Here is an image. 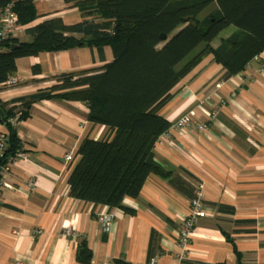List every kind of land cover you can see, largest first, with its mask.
<instances>
[{"label": "crops", "instance_id": "1", "mask_svg": "<svg viewBox=\"0 0 264 264\" xmlns=\"http://www.w3.org/2000/svg\"><path fill=\"white\" fill-rule=\"evenodd\" d=\"M32 2L36 20L18 25L14 38L20 42H29L26 29L42 21L58 18L71 26L83 20L64 0ZM112 59L109 47L80 46L17 59L18 85H1L0 101L49 88L64 74L99 72ZM261 67L263 61H252L240 74L226 77L209 55L170 92L158 114L172 125L190 113L207 130L171 128L160 138L154 159L169 175H150L137 198H125L130 213L69 196L74 163L66 164L64 156L75 154L84 138L100 139L105 133L87 121V106L62 101L32 105L28 118L16 125L24 157L2 173L7 187L0 185V264H81V244L90 253V264H264ZM5 132L0 124V134ZM199 186L205 217L196 221L182 248L180 227ZM104 215L112 218L107 228L100 223Z\"/></svg>", "mask_w": 264, "mask_h": 264}, {"label": "trees", "instance_id": "2", "mask_svg": "<svg viewBox=\"0 0 264 264\" xmlns=\"http://www.w3.org/2000/svg\"><path fill=\"white\" fill-rule=\"evenodd\" d=\"M64 2L77 9L81 22L64 26L52 18L26 29L29 42L14 37L0 42V86L15 75L17 59L40 53L109 47L113 59L99 72L64 74L49 88L0 101V124L6 131L0 182L7 165L25 154L16 125L28 118L32 105L79 102L88 108L87 121L104 127L105 133L80 143L68 178L69 196L130 213L125 198H137L150 175H169L155 162L154 147L171 128L158 114L171 99L170 92L209 55L226 77L243 72L264 51V0ZM9 4L19 26L36 20L32 0H0V16ZM230 26L234 33L213 47V40ZM80 248L78 262L90 264L85 244Z\"/></svg>", "mask_w": 264, "mask_h": 264}, {"label": "built area", "instance_id": "3", "mask_svg": "<svg viewBox=\"0 0 264 264\" xmlns=\"http://www.w3.org/2000/svg\"><path fill=\"white\" fill-rule=\"evenodd\" d=\"M17 27H18L17 14L12 11V4H9L2 10V13L0 16V42L2 40H6L8 38L14 37ZM253 61L255 62L263 61L264 62V52L256 56L253 59ZM258 73L264 75V67L259 68ZM17 85H18V80L14 76L9 77L7 81L3 84L4 87H8V88L17 86ZM192 117H193L192 114L183 116L181 119L176 121L175 124H173L172 128L180 131L185 127L195 126V128L200 132H204L207 130V124H203V123L197 124L195 123ZM214 118H215V113H212L210 115V121L214 120ZM4 134H0V151L4 147V142H3ZM17 157H24V154H19ZM74 159L75 157L72 152H69L68 154L64 156V162L66 164L67 163L72 164ZM0 185H2L1 187H7V185H3V182H0ZM30 189H34V187L30 186ZM202 191H203L202 186H199L198 191L196 192L195 197L190 204V214L184 219L180 227V232L178 235V244L182 248H185L188 245L191 239L192 231L194 229L196 221L200 218L205 217V212L203 211L202 203H201ZM111 219L112 218L110 215L101 216L100 223L104 227L107 228L110 225ZM34 234L37 235L39 234V232L36 231L34 232ZM65 234L67 236L72 235L69 231H66ZM14 264H23V262L15 261ZM150 264H153V262H151Z\"/></svg>", "mask_w": 264, "mask_h": 264}, {"label": "rangeland", "instance_id": "4", "mask_svg": "<svg viewBox=\"0 0 264 264\" xmlns=\"http://www.w3.org/2000/svg\"><path fill=\"white\" fill-rule=\"evenodd\" d=\"M234 31H235V28L234 27H232V26H230V27H228V28H226L225 30H223L214 40H213V42H212V46H214V47H217L219 44H220V41L222 40V39H225V38H228L232 33H234ZM264 52V51H263ZM262 52V53H263ZM261 54V53H260ZM259 54V55H260ZM187 61V60H186ZM253 61V60H252ZM251 61V62H252ZM184 62H182L180 65H182ZM190 113H188V114H184V115H182L179 119H181L183 116H185V115H189ZM193 118V117H192ZM178 119V120H179ZM178 120H176V121H178ZM176 121L173 123V124H175L176 123ZM173 124L171 125V128H172V126H173ZM170 128V129H171ZM173 129V128H172ZM175 130V129H174ZM176 131H178L179 132V130H176ZM166 135V134H165ZM164 135V136H165ZM162 138V137H161ZM160 140V139H159ZM156 145V144H155ZM75 163V162H74ZM73 164V163H72Z\"/></svg>", "mask_w": 264, "mask_h": 264}, {"label": "water", "instance_id": "5", "mask_svg": "<svg viewBox=\"0 0 264 264\" xmlns=\"http://www.w3.org/2000/svg\"><path fill=\"white\" fill-rule=\"evenodd\" d=\"M0 117H2V113L0 112Z\"/></svg>", "mask_w": 264, "mask_h": 264}]
</instances>
